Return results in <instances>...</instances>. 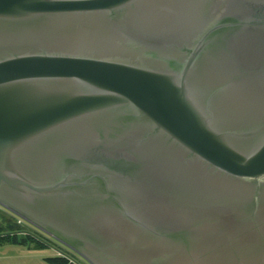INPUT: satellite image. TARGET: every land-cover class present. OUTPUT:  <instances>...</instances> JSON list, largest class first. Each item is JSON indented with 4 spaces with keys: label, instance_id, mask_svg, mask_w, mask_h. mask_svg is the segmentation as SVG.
<instances>
[{
    "label": "water",
    "instance_id": "water-1",
    "mask_svg": "<svg viewBox=\"0 0 264 264\" xmlns=\"http://www.w3.org/2000/svg\"><path fill=\"white\" fill-rule=\"evenodd\" d=\"M0 208L87 264H264V0H0Z\"/></svg>",
    "mask_w": 264,
    "mask_h": 264
},
{
    "label": "trees",
    "instance_id": "trees-1",
    "mask_svg": "<svg viewBox=\"0 0 264 264\" xmlns=\"http://www.w3.org/2000/svg\"><path fill=\"white\" fill-rule=\"evenodd\" d=\"M5 213L7 215L8 218L4 217ZM0 217H2L3 219H5V226H2L0 224V245L2 244H7V245H18V246H26V247H33V248H40V247H47L49 244L50 246H57V247H61L64 248L63 246H61L59 243H57L56 241L48 238L47 236L42 235L39 231L35 230V229H31L29 230L30 233V237H25V236H19V232L20 228H18V226L11 224V222H15L17 221L18 217H15L13 215H11L9 212L0 209ZM13 222V223H14ZM18 225V224H17ZM5 228V229H3ZM25 229V228H23ZM28 232V233H29ZM45 237V238H44ZM50 262L53 263H60V264H65L63 260L59 259V258H50L49 259Z\"/></svg>",
    "mask_w": 264,
    "mask_h": 264
},
{
    "label": "rangeland",
    "instance_id": "rangeland-1",
    "mask_svg": "<svg viewBox=\"0 0 264 264\" xmlns=\"http://www.w3.org/2000/svg\"><path fill=\"white\" fill-rule=\"evenodd\" d=\"M4 217L8 218L5 213ZM5 219L0 217V224L5 226ZM14 222V221H13ZM11 224L18 226L20 228L19 236L30 237L29 231L23 229L20 225L15 224V222ZM5 229V228H3ZM29 232V233H28ZM45 259L54 258V252L51 248L40 247L33 252H27L25 248L19 247L18 245H0V264H44L40 261L41 257Z\"/></svg>",
    "mask_w": 264,
    "mask_h": 264
},
{
    "label": "built area",
    "instance_id": "built-area-1",
    "mask_svg": "<svg viewBox=\"0 0 264 264\" xmlns=\"http://www.w3.org/2000/svg\"><path fill=\"white\" fill-rule=\"evenodd\" d=\"M0 209H2V208H0ZM16 223L18 225H20L22 228H25L26 231H29L30 228L34 229L29 224H27L26 222L21 220L20 218H17ZM47 245H48V248H51L53 250L55 257L63 260L65 264H87L79 256H77L76 254L67 250L66 248L57 247L55 245L50 246L49 244H47Z\"/></svg>",
    "mask_w": 264,
    "mask_h": 264
},
{
    "label": "crops",
    "instance_id": "crops-1",
    "mask_svg": "<svg viewBox=\"0 0 264 264\" xmlns=\"http://www.w3.org/2000/svg\"><path fill=\"white\" fill-rule=\"evenodd\" d=\"M22 248H25V250L29 253V252H33L36 250V248L33 247H26V246H19ZM50 259V258H49ZM49 259H45L43 256L41 257L40 261L43 262L44 264H60V263H53L50 262Z\"/></svg>",
    "mask_w": 264,
    "mask_h": 264
}]
</instances>
